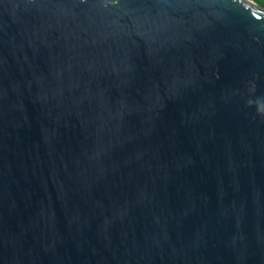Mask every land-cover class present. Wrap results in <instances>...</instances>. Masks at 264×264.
Segmentation results:
<instances>
[{
  "label": "water",
  "instance_id": "95a60500",
  "mask_svg": "<svg viewBox=\"0 0 264 264\" xmlns=\"http://www.w3.org/2000/svg\"><path fill=\"white\" fill-rule=\"evenodd\" d=\"M0 264H264V8L0 0Z\"/></svg>",
  "mask_w": 264,
  "mask_h": 264
},
{
  "label": "trees",
  "instance_id": "16d2710c",
  "mask_svg": "<svg viewBox=\"0 0 264 264\" xmlns=\"http://www.w3.org/2000/svg\"><path fill=\"white\" fill-rule=\"evenodd\" d=\"M112 1H116V0H112ZM252 1H254L260 7L264 8V0H252Z\"/></svg>",
  "mask_w": 264,
  "mask_h": 264
},
{
  "label": "clouds",
  "instance_id": "9594fccd",
  "mask_svg": "<svg viewBox=\"0 0 264 264\" xmlns=\"http://www.w3.org/2000/svg\"><path fill=\"white\" fill-rule=\"evenodd\" d=\"M254 2V1H253Z\"/></svg>",
  "mask_w": 264,
  "mask_h": 264
}]
</instances>
